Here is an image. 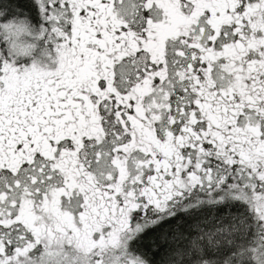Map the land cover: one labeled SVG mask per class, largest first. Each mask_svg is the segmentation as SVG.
Here are the masks:
<instances>
[{
    "label": "snow or ice",
    "instance_id": "snow-or-ice-1",
    "mask_svg": "<svg viewBox=\"0 0 264 264\" xmlns=\"http://www.w3.org/2000/svg\"><path fill=\"white\" fill-rule=\"evenodd\" d=\"M0 264H264V0H0Z\"/></svg>",
    "mask_w": 264,
    "mask_h": 264
},
{
    "label": "rangeland",
    "instance_id": "rangeland-1",
    "mask_svg": "<svg viewBox=\"0 0 264 264\" xmlns=\"http://www.w3.org/2000/svg\"><path fill=\"white\" fill-rule=\"evenodd\" d=\"M37 56H39L40 58H41V53L39 52V54H36ZM24 62L26 63V64H31V62H32V58L31 57H26L25 59H24Z\"/></svg>",
    "mask_w": 264,
    "mask_h": 264
},
{
    "label": "clouds",
    "instance_id": "clouds-1",
    "mask_svg": "<svg viewBox=\"0 0 264 264\" xmlns=\"http://www.w3.org/2000/svg\"><path fill=\"white\" fill-rule=\"evenodd\" d=\"M35 43H37V45H38V41ZM36 52L37 51H34V53H33V56L35 57V61H40V57L36 55Z\"/></svg>",
    "mask_w": 264,
    "mask_h": 264
},
{
    "label": "trees",
    "instance_id": "trees-1",
    "mask_svg": "<svg viewBox=\"0 0 264 264\" xmlns=\"http://www.w3.org/2000/svg\"><path fill=\"white\" fill-rule=\"evenodd\" d=\"M39 52H40V51H39V49H38L37 52H36V54H39Z\"/></svg>",
    "mask_w": 264,
    "mask_h": 264
}]
</instances>
